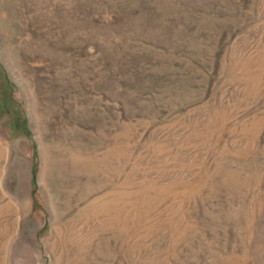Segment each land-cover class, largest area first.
<instances>
[{"label": "rangeland", "instance_id": "374dc122", "mask_svg": "<svg viewBox=\"0 0 264 264\" xmlns=\"http://www.w3.org/2000/svg\"><path fill=\"white\" fill-rule=\"evenodd\" d=\"M0 145V264H264V0H0Z\"/></svg>", "mask_w": 264, "mask_h": 264}, {"label": "bare ground", "instance_id": "6f19581e", "mask_svg": "<svg viewBox=\"0 0 264 264\" xmlns=\"http://www.w3.org/2000/svg\"><path fill=\"white\" fill-rule=\"evenodd\" d=\"M2 146L0 145V154H1V152H2ZM1 156V155H0ZM3 199H2V196L0 195V201H2ZM13 210V207H12V205L9 203V202H6V203H4V204H0V215L1 216H3V214L6 212H11ZM12 225H13V222H9V221H7V223H6V221H5V223H4V228H3V233L0 231V238L4 235V233H6L7 231H9L11 228H12ZM6 226H8V229H7V227ZM4 245H5V243H4ZM3 245V246H4ZM1 248H2V246H1V244H0V251H1ZM1 259H2V257H0V261H1Z\"/></svg>", "mask_w": 264, "mask_h": 264}]
</instances>
